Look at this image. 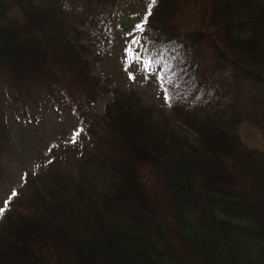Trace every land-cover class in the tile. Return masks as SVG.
<instances>
[{
	"label": "trees",
	"instance_id": "obj_1",
	"mask_svg": "<svg viewBox=\"0 0 264 264\" xmlns=\"http://www.w3.org/2000/svg\"><path fill=\"white\" fill-rule=\"evenodd\" d=\"M121 4L0 0V68L87 109L104 101L109 179L60 193L64 216L56 184L30 177L0 218V264H264V150L238 131L264 138V0L156 1L141 54L160 50L168 108L97 73L93 30L103 42L98 20Z\"/></svg>",
	"mask_w": 264,
	"mask_h": 264
},
{
	"label": "rangeland",
	"instance_id": "obj_2",
	"mask_svg": "<svg viewBox=\"0 0 264 264\" xmlns=\"http://www.w3.org/2000/svg\"><path fill=\"white\" fill-rule=\"evenodd\" d=\"M150 2L122 0L119 13L110 6L105 22L99 18L97 25L104 40L102 42L99 31L93 30L99 40L93 46L94 52L101 54L97 73L123 90L137 91L147 102L168 108V96L166 98L165 90L157 80L158 64L164 62L160 50L151 56L153 63L147 70L142 59L148 58L142 56L140 44L133 45L130 53L124 51V34L132 32L133 26L148 12ZM105 25L112 29L110 33L105 32ZM140 34L138 31L135 33L137 36ZM108 37L112 40L110 44ZM224 71L230 73L228 67ZM47 87L45 80H20L0 68V208H7L13 192L25 191L26 186H32L29 182L32 177L35 185L56 184L55 188L50 185L53 187L51 195L58 191V202L63 205L59 210L66 216L72 210L65 206L60 193L72 195L81 182L96 195L109 187L107 171L103 172L99 166L103 155L98 142L99 139L104 141V125L97 121V114L101 113L104 101L87 109L83 100L74 103L64 90L47 92ZM78 129L82 131L75 135ZM238 131L247 145L264 150V138L255 126L241 123ZM74 135L75 144L71 142ZM106 147L103 148L104 153L111 154ZM57 186H67L68 192L59 191Z\"/></svg>",
	"mask_w": 264,
	"mask_h": 264
},
{
	"label": "snow or ice",
	"instance_id": "obj_3",
	"mask_svg": "<svg viewBox=\"0 0 264 264\" xmlns=\"http://www.w3.org/2000/svg\"><path fill=\"white\" fill-rule=\"evenodd\" d=\"M155 4H156V0H151V2L148 4V12L140 19V21L138 23H136L133 26L132 32L124 34V36H125V44H126V47L124 49L125 53H130L132 51L133 45L140 44L141 36H137V35H135V33L137 31L139 33H141V34H145L146 33V31H147L146 25L148 23V16L151 15L152 7ZM116 27L119 28L120 25L117 24ZM104 30H105L106 33H110L112 31V29L110 27H108L107 25H105V29ZM128 36H131L132 39L128 40L127 39ZM107 39H108V43L110 44L112 42L111 38L108 37ZM140 46L144 47L143 44H140ZM138 59H142V58L138 57ZM142 63L145 66V70H147L148 68L151 67V64L153 63V60H152L151 56H149L148 59H142ZM129 78L130 79H134V77H132V76H130ZM160 78L163 79V77H160ZM165 91H166V98H167V90H165ZM81 131H82V129H78L76 131L75 135H79ZM75 135L73 136L72 141H71L73 144L76 143ZM49 151H52V148H50ZM15 195H17V193L13 192L12 196H15ZM5 204H7V201L5 202ZM4 210H5L4 208H0V214H3Z\"/></svg>",
	"mask_w": 264,
	"mask_h": 264
}]
</instances>
